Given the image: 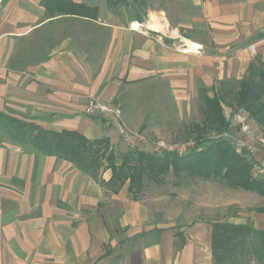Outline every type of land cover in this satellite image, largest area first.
<instances>
[{
  "label": "crops",
  "instance_id": "1",
  "mask_svg": "<svg viewBox=\"0 0 264 264\" xmlns=\"http://www.w3.org/2000/svg\"><path fill=\"white\" fill-rule=\"evenodd\" d=\"M69 1L96 7V18L65 11L62 0L0 3L1 112L45 129L108 137L117 149L108 123L84 112L88 96L109 92L112 73L121 81L159 77L185 99L199 85L223 94V84L241 79L255 55L264 60V37L253 38L264 32V22L254 24L261 17L251 11L253 0H185L200 13L185 11L187 22L173 25L178 40L151 32L159 31L157 19L161 31L170 23L151 17L163 8L147 9V0L142 21L130 5ZM193 23L203 36L179 34L181 27L191 33ZM185 40L202 49L183 52ZM104 166L95 178L91 168L20 144L0 129V264H215L216 220L164 224L130 197L127 182L117 192L101 183L111 176Z\"/></svg>",
  "mask_w": 264,
  "mask_h": 264
},
{
  "label": "rangeland",
  "instance_id": "2",
  "mask_svg": "<svg viewBox=\"0 0 264 264\" xmlns=\"http://www.w3.org/2000/svg\"><path fill=\"white\" fill-rule=\"evenodd\" d=\"M147 1L149 5L147 9L158 10L163 8L162 12H156L157 15L153 14L151 17L166 16L171 25L167 24L168 30L166 31L152 30L151 32L154 34L159 33L170 39L178 40L175 35L176 32L172 31L175 29L173 25L187 22L185 11L190 10L189 12L196 15L200 13L198 4L193 7L191 3L189 4L185 0ZM131 9V14H134L133 8ZM251 11L261 17L260 20L258 16L254 18L255 25H258L259 21L264 22V0H253ZM244 22L246 23V20ZM130 26L132 27V24ZM192 26L191 33L181 27L179 28V34L184 37L203 36V29L198 27V24L193 23ZM247 46L250 53L254 54L251 44ZM259 58V55H255V60ZM244 73L242 76L245 75ZM118 74L112 73L110 75L107 88L109 92L104 96H100V91L97 95L103 97L100 98L101 100H110L119 105L121 119L129 132L135 136L138 148L155 151L156 142L162 140L172 146L179 145V149H182V146H190L189 150H191L208 144L209 142L205 139L221 136L228 139L235 150L233 138L240 137L247 140L255 148L252 157H249L246 152H242L252 160V175L264 180V176L258 174L253 168V161H260L258 163L264 166V146L260 142V139L264 140V129L247 111L236 109L235 93L238 89V80H229L223 84V92L226 96L222 108L229 123L227 129L207 131L197 137V131L193 130V124H199L202 120L201 99L197 93L192 92L193 94L187 95L184 99V97L177 95L178 91L173 90L168 82L159 77L151 76L132 81L122 79L121 81ZM238 75L241 76V71L238 72ZM209 93L212 95L210 90ZM96 96H88L87 100ZM101 119L105 121V119ZM108 127L113 129L114 135L121 145V148L116 150L128 148L112 125L108 124ZM225 134H228V136ZM203 139L205 142H203ZM119 155L116 152L117 157H115V160L117 159V162L119 161ZM164 179L165 181L159 185L156 184L155 179H145L144 188L137 193L138 199L148 208L153 218L160 217L164 220V224L181 226L182 224L195 222L224 220L240 222L255 228H264V211H255L256 207L264 206V197L259 196L256 192L231 187L221 179L208 180L196 176L177 178L171 172ZM262 263H264V260ZM215 264L217 263L215 262ZM245 264L258 263L254 258H246Z\"/></svg>",
  "mask_w": 264,
  "mask_h": 264
},
{
  "label": "trees",
  "instance_id": "3",
  "mask_svg": "<svg viewBox=\"0 0 264 264\" xmlns=\"http://www.w3.org/2000/svg\"><path fill=\"white\" fill-rule=\"evenodd\" d=\"M65 11H77L80 15L93 19L97 8L85 3L75 4L69 0ZM111 6L130 5L136 20L142 21L140 6L145 0H107ZM80 8H83L81 10ZM76 13V12H74ZM264 37L258 32L253 38ZM185 43L190 44L188 40ZM197 94L201 99L202 120L193 124L197 137L207 131L227 129L229 123L225 118L222 103L225 92L218 94L212 90L208 93L206 86L199 85ZM236 109H243L264 129V60L250 61L245 75L238 80L235 93ZM0 129L10 134L20 144L30 145L48 155L63 157L84 167L91 168V175L98 177L99 170L111 169L107 182H102L117 192L127 182V192L133 199H138L146 182L155 179L156 184L163 183L165 176L171 172L175 177H201L203 179H221L231 187L256 192L264 197V180L251 173L252 160L244 153L236 152L230 141L224 137L205 139L208 144L194 148L184 154L175 151L157 152L144 148H126L116 150L108 137L89 139L76 130L45 129L34 122H27L0 111ZM202 142V141H201ZM203 142L204 139H203ZM199 145V142L197 141ZM116 152L119 161L115 160ZM255 211H264L258 206ZM213 260L217 263L245 264L246 258L255 259L264 264V228H255L243 223L215 221L212 223ZM263 259V260H262Z\"/></svg>",
  "mask_w": 264,
  "mask_h": 264
},
{
  "label": "built area",
  "instance_id": "4",
  "mask_svg": "<svg viewBox=\"0 0 264 264\" xmlns=\"http://www.w3.org/2000/svg\"><path fill=\"white\" fill-rule=\"evenodd\" d=\"M5 0H0V3ZM183 52H199L202 49L200 44L195 43L193 46H188L186 43L182 44ZM84 112L88 115L98 116L112 125V127L117 131L118 136H120L124 142L127 144L128 148H138L135 136L129 132L125 127L124 122L121 119V110L119 105L111 102L110 100H101L100 98L91 97L87 100L84 106ZM228 136V134H225ZM261 145L264 146V140L260 139ZM181 145V144H180ZM179 146V145H178ZM178 146H172L165 143L162 140L156 142L155 151H175L178 154H184L189 151L190 146H182L179 149ZM233 146L238 153L246 152L249 157H252L255 153V148L249 144V142L242 138H233ZM260 161H253V168L258 173L264 176V166Z\"/></svg>",
  "mask_w": 264,
  "mask_h": 264
},
{
  "label": "bare ground",
  "instance_id": "5",
  "mask_svg": "<svg viewBox=\"0 0 264 264\" xmlns=\"http://www.w3.org/2000/svg\"><path fill=\"white\" fill-rule=\"evenodd\" d=\"M134 23V22H133ZM132 23V28H134V29H138L139 28V25L137 24V23H134L133 24ZM153 28L154 29H157V30H162L163 28H164V26H163V24H162V22L159 20V19H157L154 23H153ZM193 44L195 45V42H193ZM188 45V44H187ZM188 46H190V45H188Z\"/></svg>",
  "mask_w": 264,
  "mask_h": 264
}]
</instances>
